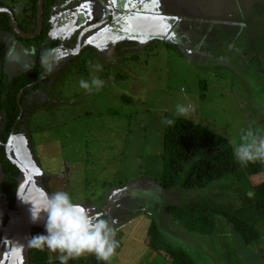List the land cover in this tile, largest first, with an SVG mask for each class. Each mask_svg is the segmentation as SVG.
Instances as JSON below:
<instances>
[{"label": "rangeland", "instance_id": "obj_1", "mask_svg": "<svg viewBox=\"0 0 264 264\" xmlns=\"http://www.w3.org/2000/svg\"><path fill=\"white\" fill-rule=\"evenodd\" d=\"M1 1L15 3L31 20L29 0ZM52 20L65 58L22 96V117L6 146L22 170V200L12 209L46 217L40 213L45 197L64 191L89 215L109 221L119 243L117 264L143 263L153 220H163L196 264H227L217 235L213 242L189 233L165 211L185 194L156 191L164 169V121L188 119L232 145L250 128L264 136V0H59ZM10 37L0 33L4 42ZM35 51L23 42L11 46L6 75H27ZM97 64L101 71L93 70ZM92 78L102 79L104 87L80 88L81 79ZM177 105L189 111L180 115ZM1 133L0 116V145ZM1 171L0 162V180ZM263 182L264 172L251 178L253 185ZM6 203L0 191V264H34L41 255L42 264L52 252L30 240L46 234V223L17 218ZM228 232L240 264H250L243 258L249 250L264 255V237L246 245L231 227Z\"/></svg>", "mask_w": 264, "mask_h": 264}, {"label": "trees", "instance_id": "obj_2", "mask_svg": "<svg viewBox=\"0 0 264 264\" xmlns=\"http://www.w3.org/2000/svg\"><path fill=\"white\" fill-rule=\"evenodd\" d=\"M58 2L59 0H45L43 32L31 40L14 33L9 15L0 14V33H11L13 41L18 42L17 44L23 42L35 45L37 55V61L27 75L10 79L4 67L11 43L7 44L0 39V116L2 117L0 162L3 176L2 190L11 207L16 205L19 196L22 170L9 158L6 146L11 134L16 135L22 117V96L28 89L35 90L43 81L40 78L43 72L39 62L41 53L60 44L59 40L55 41L49 37V32L53 28L52 11L57 7ZM29 5L28 10L32 15L27 26L15 17L26 33H34L38 27V0H29ZM3 7H8L14 12L11 6L0 0V8ZM42 47L46 48L41 50ZM168 120L173 123L166 124L165 127L164 169L156 191L165 194L168 191L173 194L180 192L185 194L187 199L180 203L167 204L165 211L189 233H196L202 237L209 236L213 242H216L214 236L217 235L219 248L223 252L230 247L227 240L229 227L236 232L242 243L246 245L259 243L264 237V232L260 229V225L264 223V182L253 185L251 178L264 172V161L241 163L234 157V147L227 138L185 118L170 117ZM206 189L208 190L204 192ZM231 193L234 197L229 200ZM143 211L154 218L150 209ZM130 215L135 216L132 212ZM162 222L163 220L159 222L153 220L150 225L146 244L151 250V255L148 254L146 259L153 258L152 256L157 254L167 260L168 264H196L191 253L174 243L175 237L167 233ZM45 254L42 264H49L47 252ZM41 258L42 255L34 264H40ZM68 264H105V262L98 261L95 255H91L70 260ZM106 264H109V261Z\"/></svg>", "mask_w": 264, "mask_h": 264}, {"label": "clouds", "instance_id": "obj_3", "mask_svg": "<svg viewBox=\"0 0 264 264\" xmlns=\"http://www.w3.org/2000/svg\"><path fill=\"white\" fill-rule=\"evenodd\" d=\"M49 37L56 39L57 33L51 31ZM64 58L65 54L59 47L44 50L39 61L43 69L40 78L50 75ZM27 67L29 66L26 65ZM93 70L101 71L102 66L94 65ZM104 83L100 78H92L91 81L81 79L79 86L87 91L100 90ZM176 111L184 115L189 109L184 105H177ZM164 123L172 124L173 121L165 120ZM233 147V155L241 163L264 161V136L256 135L251 128L243 132L238 142L233 141ZM41 212L47 215L46 234L33 237L30 243L35 247H47L51 252L60 253L57 257L59 264H68L70 260L85 253L94 254L98 261L106 264L119 246L115 239L116 231L109 221L102 216L89 215L80 204L73 202L67 192L57 191L47 195ZM38 217L39 215L33 216V219Z\"/></svg>", "mask_w": 264, "mask_h": 264}, {"label": "crops", "instance_id": "obj_4", "mask_svg": "<svg viewBox=\"0 0 264 264\" xmlns=\"http://www.w3.org/2000/svg\"><path fill=\"white\" fill-rule=\"evenodd\" d=\"M7 5L8 6H11L13 8L14 14L17 17V19L19 20V22H21V23H23V25L27 26L29 22L27 23V21H25V19H23V17L21 16V14H19L18 11H16L15 3H12L10 5L7 3ZM23 16H24V14H23ZM6 43L7 44L8 43H11L10 47L12 46L13 49H16L18 47L17 42L16 41H13V37H10L6 41ZM23 51L24 52H28V50H26V49L23 50ZM29 52H31V51L29 50ZM29 55H32V54H29ZM7 58H9V55H7ZM21 190H23V189H21ZM0 191H1V194H2L3 198L5 200H7V198L4 195V192L2 190V184L1 183H0ZM19 192H20V190H19ZM18 198H20L19 201L22 200L21 197L18 196ZM7 202H8V200H7ZM6 210H8L9 212H16L17 211L15 213V215L17 216V218H22V217L30 216L29 215V212H28V214L25 212L26 208L20 207L19 209H16V210L15 209H12L11 205L9 204V202L6 203ZM37 219H39V217ZM42 221L45 222V220H42ZM227 249L228 250L226 252H223V255L225 256L226 263L227 264H240V261L242 259L241 255L238 254L239 256L237 255V257H236L235 253L230 250V247L229 248L227 247ZM150 253H151V250L146 255H143L142 256V259H141L142 262H143L142 264H168V261L167 260L163 259L162 257H159L157 254L156 255H153L152 256L153 258L149 257L148 260H147L146 257ZM58 254H60V253H57L56 252V254H55L54 252H52L51 253V257H49V259H48V263L49 264H59V262L58 263L56 262V261H58V258H55L54 257V256H57ZM246 256L249 259V261L251 260L250 261V264H252L251 262H253V259L256 260V261L259 260L258 262H261L262 264H264V255H263V253H261V254H258L257 252L255 253V252H253V249H252V250H249V252L246 255H244L243 258H245ZM79 258H82V257H79ZM52 261H54L55 263H53ZM117 262H118V258L115 256V254H113L112 257L109 260V264H117Z\"/></svg>", "mask_w": 264, "mask_h": 264}, {"label": "water", "instance_id": "obj_5", "mask_svg": "<svg viewBox=\"0 0 264 264\" xmlns=\"http://www.w3.org/2000/svg\"><path fill=\"white\" fill-rule=\"evenodd\" d=\"M1 13H6L10 17L11 21V26L14 31L18 36L24 38V39H35L38 36L41 35L44 29V15H45V0H38V11H37V20H38V27L37 30L34 33H26L19 25L18 21L16 20L14 12L8 8V7H3L0 8V14ZM28 214V213H27ZM30 216H38L33 213L29 212ZM39 220L40 216H39Z\"/></svg>", "mask_w": 264, "mask_h": 264}, {"label": "flooded vegetation", "instance_id": "obj_6", "mask_svg": "<svg viewBox=\"0 0 264 264\" xmlns=\"http://www.w3.org/2000/svg\"><path fill=\"white\" fill-rule=\"evenodd\" d=\"M24 12H25V11H23V14H24ZM20 23H21V22H20ZM22 24H23V23H22ZM2 180H3V178L0 180V183H1V184H2ZM4 195H5V194H4ZM12 211H13V210H12ZM40 219H41V221H42V220H45V222H46V220H47V216H46V218H45V216H44V217L42 216V217H40Z\"/></svg>", "mask_w": 264, "mask_h": 264}]
</instances>
